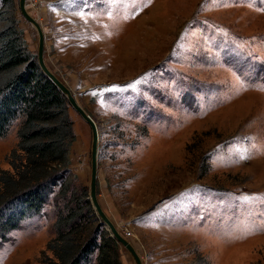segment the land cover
Listing matches in <instances>:
<instances>
[{
  "label": "rangeland",
  "instance_id": "rangeland-1",
  "mask_svg": "<svg viewBox=\"0 0 264 264\" xmlns=\"http://www.w3.org/2000/svg\"><path fill=\"white\" fill-rule=\"evenodd\" d=\"M9 3L35 53L34 27ZM24 7L42 31L44 64L96 125V198L141 264H264V0ZM68 117V169L80 191L91 133L72 108ZM16 123L0 136V170L18 151ZM55 190L12 229L3 221L16 208L0 206V264L53 260L45 243ZM116 251L120 264H134Z\"/></svg>",
  "mask_w": 264,
  "mask_h": 264
},
{
  "label": "trees",
  "instance_id": "trees-1",
  "mask_svg": "<svg viewBox=\"0 0 264 264\" xmlns=\"http://www.w3.org/2000/svg\"><path fill=\"white\" fill-rule=\"evenodd\" d=\"M9 2L0 0V136L17 121L18 151L9 154L11 170H0V206L16 208L2 228L12 229L26 211H38L47 193L56 188L54 235L45 243L53 258L49 264H120L119 244L106 230L99 237L91 226L98 220L88 190L77 191L71 179L67 156L74 136L68 117L71 107L42 74L35 53L26 49Z\"/></svg>",
  "mask_w": 264,
  "mask_h": 264
},
{
  "label": "water",
  "instance_id": "water-1",
  "mask_svg": "<svg viewBox=\"0 0 264 264\" xmlns=\"http://www.w3.org/2000/svg\"><path fill=\"white\" fill-rule=\"evenodd\" d=\"M17 7L20 15L30 23L37 34L36 45V62L42 74L51 81V83L59 90V92L66 98L70 107L82 118L89 126L91 133L90 150H89V179L87 185V198L90 206L98 219V222L108 232L121 247H123L131 256L134 264H141L140 259L130 243L124 239L116 230L112 222L108 219L105 213L100 208L96 198V147L98 141L97 129L94 121L84 112L80 105L74 100L70 90L46 67L42 57L43 51V34L38 23L28 14L24 7V0H17Z\"/></svg>",
  "mask_w": 264,
  "mask_h": 264
},
{
  "label": "bare ground",
  "instance_id": "bare-ground-1",
  "mask_svg": "<svg viewBox=\"0 0 264 264\" xmlns=\"http://www.w3.org/2000/svg\"><path fill=\"white\" fill-rule=\"evenodd\" d=\"M97 135H98V132H97Z\"/></svg>",
  "mask_w": 264,
  "mask_h": 264
}]
</instances>
